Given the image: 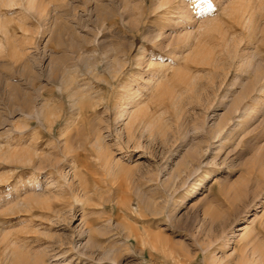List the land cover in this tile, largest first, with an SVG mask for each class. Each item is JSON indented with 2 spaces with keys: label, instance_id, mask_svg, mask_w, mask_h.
I'll return each instance as SVG.
<instances>
[{
  "label": "rangeland",
  "instance_id": "rangeland-1",
  "mask_svg": "<svg viewBox=\"0 0 264 264\" xmlns=\"http://www.w3.org/2000/svg\"><path fill=\"white\" fill-rule=\"evenodd\" d=\"M0 153V264H264V0H0Z\"/></svg>",
  "mask_w": 264,
  "mask_h": 264
},
{
  "label": "bare ground",
  "instance_id": "bare-ground-1",
  "mask_svg": "<svg viewBox=\"0 0 264 264\" xmlns=\"http://www.w3.org/2000/svg\"><path fill=\"white\" fill-rule=\"evenodd\" d=\"M8 1V0H7ZM245 20V19H244ZM58 33H57V36H59V33H61L62 32V30H60V29H58V31H57ZM57 40H59L58 38H57ZM59 61H60V59H59ZM67 64V63H66ZM65 64V65H66ZM55 65V64H54ZM87 67V66H86ZM84 68H85V66H84ZM87 69V68H86ZM91 69V68H90ZM96 69V68H95ZM88 71H90L89 69L87 70V72ZM166 71V70H165ZM256 71V70H255ZM73 72H75V69H73L71 66H62V65H58V63H57V65L56 66H53L52 65V69H51V77L50 78H52V80L53 81H56L57 82V90L58 91H60V92H63V93H65L64 95H65V98H67V99H69L70 101H71V107H73L74 106V104H76V102L78 101H80V100H82V99H85L84 98V96H83V89H82V85H80L79 83H77V82H74V79H72L73 78ZM85 72H86V70H85ZM76 73V72H75ZM94 73V72H93ZM26 74V73H25ZM84 74V73H83ZM157 75H159V73H157ZM71 76H72V78H71ZM173 76H174V74H173ZM25 77V76H24ZM156 77L158 78V76H155L154 77V79L152 80V81H150L151 83L153 82V84H151V85H153V86H148V87H150V88H155V91H157V92H161L160 90H161V88L163 87V84L161 83V84H158V86H157V83H159V78L158 79H156ZM28 79V78H27ZM29 81V80H28ZM158 81V82H157ZM33 82V81H32ZM32 82H30V83H28V82H25L24 83V86L26 87V88H28V89H31V88H33V86H34V84H32ZM34 83V82H33ZM150 84V83H149ZM23 85V84H22ZM84 86V85H83ZM157 86V87H156ZM16 88V87H15ZM18 88V87H17ZM16 88V89H17ZM39 89V88H38ZM23 90H27V89H23V88H21V89H17V93H16V95H17V100H18V104L21 106V108L23 109V112L25 111V113H27V115L29 116V118H31L32 116H34V112H33V108H32V106H31V98H32V96H31V94H30V92H24ZM92 90V89H91ZM148 90V89H147ZM30 91V90H29ZM82 91V95H80V92ZM141 92V91H140ZM34 93V92H33ZM87 94H89V93H87ZM95 94V93H94ZM93 94V95H94ZM90 95V94H89ZM92 95V94H91ZM34 96V95H33ZM16 98V97H15ZM89 97H87L86 99H88ZM90 99H91V97H90ZM93 99V98H92ZM133 99V98H132ZM88 101V100H87ZM135 101V100H134ZM134 101H131V102H134ZM17 102V101H16ZM94 104L96 103V102H93ZM35 104V103H34ZM38 104V103H37ZM94 104H90L89 105V103H87L86 105V107L87 108H84V107H81L80 105H79V107H78V111L79 112H81V110H83L84 109V111H85V109H87V110H90V109H93L94 110ZM128 104V103H127ZM131 104V103H130ZM98 106V105H97ZM48 109V108H47ZM144 109H139L138 111H137V113H140V112H142ZM45 112V111H44ZM125 112V109H121V111H120V114H119V117H122L123 116V113ZM37 113V112H36ZM27 117V116H26ZM36 119V118H35ZM49 124H51L52 123V121H49L48 122ZM50 126V125H49ZM23 127V126H22ZM23 129H25V128H23ZM35 129V128H34ZM33 128H32V131L34 130ZM21 130H22V128H21ZM30 131H31V128L30 129H28V132H24V131H20V134H19V136H21L22 138H28V142H29V140H31V142H34V141H32L33 139H34V137L32 138V136L34 135V132L32 133L33 135L31 136V134H30ZM35 131V130H34ZM29 133V134H28ZM37 133V132H36ZM36 136V135H35ZM41 136V135H40ZM50 136V135H49ZM32 138V139H31ZM50 138V137H49ZM37 139V138H36ZM18 140H21L22 141V139L19 137V139ZM26 141V140H25ZM25 141H23V144L24 145H26V144H28V143H26ZM30 142V143H31ZM22 144V143H21ZM21 144H18V145H21ZM33 144V146L34 147H37L36 145H34V143H32ZM39 144V143H38ZM17 144H16V146H18ZM33 146H31V147H33ZM39 146H40V144H39ZM28 149L29 148H31V147H28V145L26 146ZM33 147V148H34ZM18 148V147H17ZM19 149H21V147L19 148ZM19 149H17V150H14V151H12V152H9L10 153V155L9 156H11V158H13L15 161H16V166H17V164H18V166H19V164L21 165V166H29V167H34L35 165H34V163H33V158H35L34 156H36V155H34L33 153H31L29 150H27V149H24V147L21 149V150H19ZM35 150V149H34ZM37 152V151H36ZM6 153V152H5ZM4 153V154H5ZM1 154V153H0ZM2 155V154H1ZM38 156V155H37ZM38 158H40V156L38 157ZM42 158V157H41ZM35 162V161H34ZM46 163H47V161H45ZM45 162H44V164H45ZM43 163V162H42ZM43 164V165H44ZM46 165V164H45ZM49 165V164H48ZM50 166V165H49ZM48 166V167H49ZM36 167L38 168V169H41V167H43L40 163H38V165H36ZM57 169V168H56ZM263 174V173H262ZM50 177H51V175H50ZM26 184H27V186L28 187H30V188H33V192L35 193L34 194V199H35V201H37V200H39L40 198H41V195L40 194H38V190L39 191H42L43 189H41V187H37L36 185H38L39 184V182H38V179L36 178V177H34V176H28L27 177V179H26ZM52 184V183H51ZM50 184V185H51ZM31 185H33V186H31ZM53 185V184H52ZM47 187H49L48 185L47 186H45V188H47ZM51 188H53V187H51ZM47 192V191H46ZM51 192V191H50ZM50 192H48V193H50ZM42 193V192H41ZM44 193V192H43ZM45 194H47V193H45ZM33 195V194H32ZM32 195H30L31 197H32ZM50 195V194H49ZM30 196H28V197H30ZM32 197V198H33ZM44 197V196H43ZM29 199V198H28ZM45 200H47L48 201V198L47 197H45ZM26 201V200H25ZM28 201V200H27ZM26 201V203H29V202H27ZM33 201V200H32ZM46 201V204H47V208H49V207H51V204L49 203V202H47ZM40 202H42V201H40ZM25 203V204H26ZM34 203V202H33ZM36 203V202H35ZM21 204V203H20ZM32 204V203H31ZM37 204H39V203H37ZM36 204V205H37ZM41 204V203H40ZM45 204V205H46ZM30 205V204H29ZM20 206H22V205H20ZM34 206V205H33ZM42 206V205H41ZM22 207H24V206H22ZM22 209V208H21ZM26 209H27V207H26ZM32 209V208H31ZM28 210H30V209H28ZM49 210V209H48ZM263 248V247H262ZM56 257V256H55ZM41 258V257H40ZM56 260H58L57 258H54L53 259V261H56Z\"/></svg>",
  "mask_w": 264,
  "mask_h": 264
}]
</instances>
